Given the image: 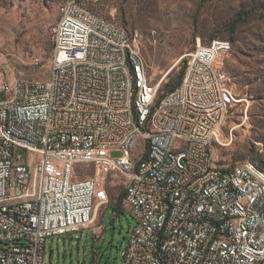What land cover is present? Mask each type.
I'll return each mask as SVG.
<instances>
[{"label": "built area", "instance_id": "2783aa9c", "mask_svg": "<svg viewBox=\"0 0 264 264\" xmlns=\"http://www.w3.org/2000/svg\"><path fill=\"white\" fill-rule=\"evenodd\" d=\"M101 1L69 0L58 15L48 79L0 87V264H44L49 239L88 229L115 172L135 221L122 264H260L264 251L249 254L234 232L264 221V197L253 189L251 216L238 218L234 188L252 189L262 170L220 167L211 150L237 102L224 67L231 43L199 44L179 61L180 85L148 106L142 37L93 12ZM138 137L144 161L128 171Z\"/></svg>", "mask_w": 264, "mask_h": 264}, {"label": "rangeland", "instance_id": "374dc122", "mask_svg": "<svg viewBox=\"0 0 264 264\" xmlns=\"http://www.w3.org/2000/svg\"><path fill=\"white\" fill-rule=\"evenodd\" d=\"M67 1L0 0V87L15 79L49 78L50 34ZM91 9L142 37L141 53L154 85L147 98L155 95V101L181 79L185 66L179 61L199 44L229 41L232 52L224 67L237 102L211 148L213 161L225 168L251 162L264 170V0H102ZM143 147L140 141L135 157ZM78 169L92 174L90 166ZM125 186L126 178L112 173L106 183L109 204L83 232L49 239L44 264H122L135 221L123 203L120 213L112 205Z\"/></svg>", "mask_w": 264, "mask_h": 264}, {"label": "bare ground", "instance_id": "6f19581e", "mask_svg": "<svg viewBox=\"0 0 264 264\" xmlns=\"http://www.w3.org/2000/svg\"><path fill=\"white\" fill-rule=\"evenodd\" d=\"M68 6L69 0L62 8L61 14H64V9H67ZM143 67L145 68L144 59ZM149 91L150 89L148 92ZM157 102L158 100L155 101V95L147 98L148 106H155ZM140 141L145 143V137H138L136 139L134 154L132 157L127 158L128 171H135L136 166H141V163L144 161V156L139 158L135 157ZM160 186H168V179H160ZM250 187L252 189H246V192H244L242 188H234V202L237 204L238 218H249V216H251V209L249 207L248 200L249 197H254L253 189H259L257 190V197H264V180L261 177H251ZM198 230L199 223H192V226H189V233H198ZM242 239H244V245L249 250V254L261 255V251H264V221L250 220L248 224H242V231L234 232V241H242ZM256 240L260 241V245L255 244ZM263 262L264 259L260 263ZM239 264H252V261H250V259L246 256H239Z\"/></svg>", "mask_w": 264, "mask_h": 264}, {"label": "trees", "instance_id": "16d2710c", "mask_svg": "<svg viewBox=\"0 0 264 264\" xmlns=\"http://www.w3.org/2000/svg\"><path fill=\"white\" fill-rule=\"evenodd\" d=\"M65 5V4H64ZM64 5H63V7H64ZM62 7V8H63ZM61 11H62V9H61ZM61 11H60V14H61ZM94 12V11H93ZM211 42V41H210ZM209 42V43H210ZM232 42H235V40L234 39H232ZM208 43V44H209ZM207 45V44H206ZM184 73H185V71L183 72V75H182V77H181V79L180 80H178L175 84H172V85H167L166 86V90H167V92L166 93H168V92H171V91H173L176 87H178V85H180V83H181V81H182V79H183V77H184ZM144 145H145V143H144ZM142 156H144V147H143V151H142V153H141V157ZM257 165V164H256ZM252 166V165H251ZM258 166V165H257ZM253 167V166H252ZM259 167V166H258ZM255 168V167H253V169L254 170H263L261 167H259V168ZM264 170L262 171V179L264 180ZM124 198H125V192H124V194L123 195H121L120 196V198H119V201H117L114 205H112V207H113V209L117 212V213H120V212H124V211H121L120 210V206H121V204L123 203V200H124ZM261 264V263H260Z\"/></svg>", "mask_w": 264, "mask_h": 264}]
</instances>
